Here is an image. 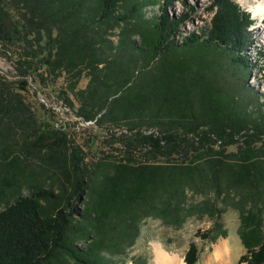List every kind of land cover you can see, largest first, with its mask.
Wrapping results in <instances>:
<instances>
[{
	"label": "trees",
	"instance_id": "1",
	"mask_svg": "<svg viewBox=\"0 0 264 264\" xmlns=\"http://www.w3.org/2000/svg\"><path fill=\"white\" fill-rule=\"evenodd\" d=\"M21 1H30L38 17L33 61L23 75L61 69L80 78L87 72V88L78 89L79 81L69 86L78 114L102 127L103 120L124 121L131 133L112 141L125 146L123 156L88 163L79 147L69 151L60 128L37 127L19 91L28 90L27 80L6 90L0 81V264H123L111 256L134 245L146 218L180 227L191 216L216 217L228 206L240 213L247 247L239 264H264V101L247 86L250 12L236 0H213L211 26L183 37L190 15H170L173 0H0L5 41L27 28V19L12 12ZM153 4L159 14L147 17ZM232 64L242 71L231 72L236 78L228 73ZM153 125L167 132L141 130ZM179 127L200 141L181 139ZM243 128V141H236ZM211 133L223 140L218 149ZM232 145L238 149L229 152ZM176 154L182 160L170 161ZM33 157L43 164L33 168ZM209 191L222 207L210 198L189 203V192ZM220 235L227 231L213 240ZM198 252L192 243L185 262L195 264Z\"/></svg>",
	"mask_w": 264,
	"mask_h": 264
},
{
	"label": "rangeland",
	"instance_id": "2",
	"mask_svg": "<svg viewBox=\"0 0 264 264\" xmlns=\"http://www.w3.org/2000/svg\"><path fill=\"white\" fill-rule=\"evenodd\" d=\"M236 1L240 3L245 11L252 12L245 7L244 0ZM212 5L213 0H173L169 8L170 15L175 17H180L185 13L190 15L182 25L180 35L184 37L193 30L200 32L204 28L208 29L211 26V20L216 10ZM158 7V4L146 6L147 17L159 14ZM31 9L32 3L30 1L16 2L12 8L14 17L16 19L19 17L27 19V22H29L27 28L19 39L15 41H5L0 38V81L2 87L5 90L20 89L21 82L27 80L29 82L28 90L19 91L22 92L21 96L25 103L31 108V115L37 122V127H44V124H48V126L60 128L67 134L69 151H74L73 146L79 147L86 162L95 163L101 157L108 155L123 156L125 146L117 142L112 143V141H125L122 134L131 133L124 121L113 123L109 120H103V122L101 121L102 127L97 125L95 120L85 121L78 114L80 102L77 100L75 93L69 90V86L72 82L79 81L78 89L87 88L91 80L87 72H84L80 78L76 77V71L68 73L61 69L48 70L44 76H35V74L23 75L30 69V64L33 61L31 47L32 44L37 42L36 22L38 17L35 13L32 14ZM253 21V24L249 27L250 38H252L253 42L247 48L251 69L250 74L247 76V86L253 93H257L259 97L261 96L260 99L264 101V55L261 54V51H264V30H262L263 32L261 30L257 31V18L254 15ZM116 31L118 32L119 30L117 29ZM112 39L117 41L118 36L113 35ZM178 39H181L179 35ZM238 69V66L232 64L228 70L229 76L236 78L231 74L234 70H237L239 75H241L242 71ZM39 71L44 72V68H40ZM254 106L249 104L247 110L252 112L255 110ZM104 112L105 110L99 113L98 117L102 116ZM254 112L257 113V111ZM209 128L208 126H202L200 131L204 130L207 132ZM181 129L182 127L176 129L181 135L179 136L181 139L200 141V136L196 133L189 132L184 134ZM141 130L146 133L154 132L157 136L161 135V132H167L165 126L158 125L144 126ZM244 131V128L241 129L242 134L236 135L234 139L243 141ZM210 136L212 138L210 141H216L214 147L218 149L223 140L213 133ZM260 141H264V138ZM237 149V145L228 147L229 152ZM133 156L137 161L144 160L141 153L137 151L133 152ZM182 158L183 156L176 154L170 161H181ZM30 160L36 163V165L32 166L33 168H37L38 164H43L42 161L35 157ZM157 161L163 162L166 159L160 157ZM51 180L50 178L46 179L48 183ZM208 198L219 201L218 206L222 207V202L217 198L214 191H209L207 195L188 193L189 203H198ZM77 205L83 206V203L78 202ZM4 207H6L5 204L1 205V208ZM240 225V213L233 206H228L216 217H210L207 214L204 216H191L180 227L170 226L159 218L149 217L142 221L140 234L134 245L129 247L124 253L112 255L111 257L117 263L135 264V262L139 261L152 264L155 257L154 247L161 245L168 253L170 252L169 254L177 255L185 261V255L190 245L195 243L199 249L198 259L195 264H210V259L213 258L215 250L214 246L221 240H226L232 246V263L239 264L240 257L247 253V247L241 237ZM210 229H214L211 237L204 238L203 233ZM222 230H226L227 235H220L216 240H213L212 236ZM80 245L84 246L85 242H80ZM185 264L187 263L185 262Z\"/></svg>",
	"mask_w": 264,
	"mask_h": 264
},
{
	"label": "bare ground",
	"instance_id": "3",
	"mask_svg": "<svg viewBox=\"0 0 264 264\" xmlns=\"http://www.w3.org/2000/svg\"><path fill=\"white\" fill-rule=\"evenodd\" d=\"M245 7L257 18V31L264 30V0H244ZM263 32V31H262ZM215 250L210 264H233L232 246L226 240H221L214 246ZM155 257L152 264H185L183 258L169 254L161 245L154 247Z\"/></svg>",
	"mask_w": 264,
	"mask_h": 264
}]
</instances>
